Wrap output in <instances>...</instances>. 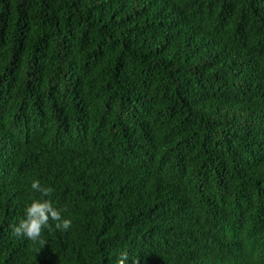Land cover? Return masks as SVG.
Masks as SVG:
<instances>
[{"label":"trees","instance_id":"1","mask_svg":"<svg viewBox=\"0 0 264 264\" xmlns=\"http://www.w3.org/2000/svg\"><path fill=\"white\" fill-rule=\"evenodd\" d=\"M33 180L72 220L44 244ZM124 250L264 264V0H0V264Z\"/></svg>","mask_w":264,"mask_h":264},{"label":"clouds","instance_id":"2","mask_svg":"<svg viewBox=\"0 0 264 264\" xmlns=\"http://www.w3.org/2000/svg\"><path fill=\"white\" fill-rule=\"evenodd\" d=\"M31 189L40 194L39 198L33 197L26 206L24 217L12 228V234L17 237H25L33 242L44 244L42 233L46 228L66 231L71 228L72 220L65 218L63 213L67 208H58L54 205L51 197L55 189L51 186H42L39 180H33ZM51 222V224H50ZM129 261L127 250L121 252L117 258V264H126ZM134 264L138 261L134 260Z\"/></svg>","mask_w":264,"mask_h":264}]
</instances>
